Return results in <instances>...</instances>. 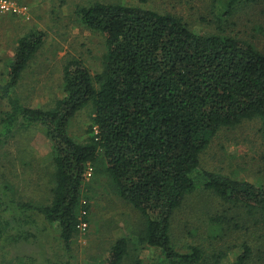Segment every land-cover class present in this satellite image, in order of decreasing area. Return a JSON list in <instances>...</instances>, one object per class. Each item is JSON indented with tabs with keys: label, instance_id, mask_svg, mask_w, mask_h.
<instances>
[{
	"label": "trees",
	"instance_id": "1",
	"mask_svg": "<svg viewBox=\"0 0 264 264\" xmlns=\"http://www.w3.org/2000/svg\"><path fill=\"white\" fill-rule=\"evenodd\" d=\"M257 1L264 0H227L217 21L227 22ZM75 16L86 30L104 37L100 72L92 75L81 60H68L59 98L45 107L22 104L13 91L43 44L42 33H31L18 39L8 80L0 81V102L8 107L0 114V143L22 128L41 131L53 169L45 206L22 202L6 183L0 185V264L39 263L8 251L34 238L23 230L34 215L42 231L57 229L59 250L44 264H71V243L80 224L88 222V168L93 179L110 182L115 195L143 218L136 238L155 250L152 264H223L227 255L221 251L207 255L197 245L178 251L170 221L185 197L202 189L264 229L263 184L199 166L200 155L222 129L256 120L264 135V53L218 27L194 33L169 13L96 2L78 7ZM84 108L91 124L79 142L68 125ZM236 219L210 221L238 229ZM129 243L127 237L115 240L99 264H143L130 255ZM252 258L243 244L230 264H250Z\"/></svg>",
	"mask_w": 264,
	"mask_h": 264
},
{
	"label": "rangeland",
	"instance_id": "2",
	"mask_svg": "<svg viewBox=\"0 0 264 264\" xmlns=\"http://www.w3.org/2000/svg\"><path fill=\"white\" fill-rule=\"evenodd\" d=\"M20 12L0 13V81L6 82L17 41L31 33H42L43 44L14 89L22 104L31 108L45 107L61 96V71L71 59H79L94 75L100 72L105 53L102 34L86 30L75 16L78 7L93 3L122 4L182 18L194 33L209 34L217 27L226 34L249 42L264 53V1L240 8L227 22L217 21L227 0H10ZM233 24V25H230ZM8 111L0 102V114ZM89 108L78 112L69 122L68 133L76 141L86 139L91 124ZM261 123L245 121L233 129H222L211 140L199 158V166L212 173L264 185V135ZM50 145L41 131H15L0 143V185L6 183L20 201L45 206L50 201L49 177L53 173ZM99 178V177H97ZM89 199L88 222L71 243V264H99L119 238H129L130 255L152 264L157 258L153 249L140 245L137 234L143 218L130 205L119 199L104 178L93 179L92 169L85 173ZM109 183V184H108ZM223 216L234 220L218 225L210 220ZM34 220V221H32ZM23 230L33 234L29 242L11 245V257L28 256L38 264L57 255V229L42 231L37 215L28 220ZM170 238L178 251L197 245L205 254L226 253L223 264H230L243 244L253 253L250 264H264V229L253 226L242 212L232 213L210 192L202 189L186 196L170 221ZM261 254V255H260ZM52 255V256H54ZM260 255L259 257H257Z\"/></svg>",
	"mask_w": 264,
	"mask_h": 264
},
{
	"label": "built area",
	"instance_id": "3",
	"mask_svg": "<svg viewBox=\"0 0 264 264\" xmlns=\"http://www.w3.org/2000/svg\"><path fill=\"white\" fill-rule=\"evenodd\" d=\"M20 8L12 1L10 0H0V13L5 14V13H16L20 12ZM80 230H85L86 224H80L79 226Z\"/></svg>",
	"mask_w": 264,
	"mask_h": 264
}]
</instances>
